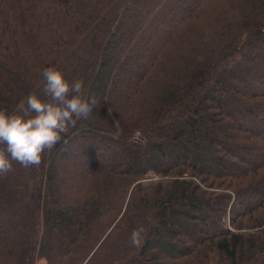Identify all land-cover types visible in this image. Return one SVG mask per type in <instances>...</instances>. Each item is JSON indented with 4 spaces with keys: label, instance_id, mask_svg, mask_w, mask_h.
Segmentation results:
<instances>
[{
    "label": "trees",
    "instance_id": "obj_1",
    "mask_svg": "<svg viewBox=\"0 0 264 264\" xmlns=\"http://www.w3.org/2000/svg\"><path fill=\"white\" fill-rule=\"evenodd\" d=\"M258 49L264 0H0V110L47 67L98 100L0 175V264H264Z\"/></svg>",
    "mask_w": 264,
    "mask_h": 264
},
{
    "label": "clouds",
    "instance_id": "obj_2",
    "mask_svg": "<svg viewBox=\"0 0 264 264\" xmlns=\"http://www.w3.org/2000/svg\"><path fill=\"white\" fill-rule=\"evenodd\" d=\"M43 77L46 100L30 93L19 111L0 110V175L12 171L13 162L25 168L39 167L45 151L62 142L76 120L89 118L98 103L95 95H83L82 79L69 83L55 67L45 68ZM143 232V227L132 231V246L141 245Z\"/></svg>",
    "mask_w": 264,
    "mask_h": 264
},
{
    "label": "rangeland",
    "instance_id": "obj_3",
    "mask_svg": "<svg viewBox=\"0 0 264 264\" xmlns=\"http://www.w3.org/2000/svg\"><path fill=\"white\" fill-rule=\"evenodd\" d=\"M137 18V17H136ZM137 20L138 21H140L141 20V17H138L137 18ZM263 52H264V50L262 49H258V51L256 52V54L254 55V58L255 59H257V61L258 62H262V61H264V55H263ZM151 53H152V50H151ZM148 56H149V54H147ZM263 56V57H262ZM141 64H139V66H140ZM131 70V68L128 70V71H130ZM138 70V67L137 66H133L132 67V71H134V72H136ZM121 79V78H120ZM126 79V77L125 78H123V81ZM241 80V79H240ZM239 80V81H240ZM236 82V81H235ZM240 83L241 84H236V86H238V88L239 87H242V89H245V90H248L249 89V84H248V81H240ZM238 105V104H237ZM239 107H241V105H239ZM263 113V112H262ZM184 153V152H183ZM187 154V153H186ZM180 155V154H179ZM181 156V155H180ZM173 160H174V158H173ZM35 264H47V262L46 261H44V260H38V261H36V263Z\"/></svg>",
    "mask_w": 264,
    "mask_h": 264
}]
</instances>
